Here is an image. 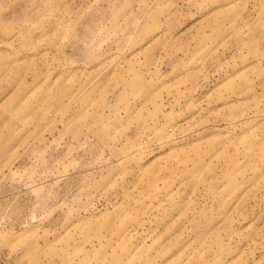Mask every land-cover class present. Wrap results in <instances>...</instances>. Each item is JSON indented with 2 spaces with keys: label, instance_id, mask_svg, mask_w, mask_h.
<instances>
[{
  "label": "rangeland",
  "instance_id": "1",
  "mask_svg": "<svg viewBox=\"0 0 264 264\" xmlns=\"http://www.w3.org/2000/svg\"><path fill=\"white\" fill-rule=\"evenodd\" d=\"M0 264H264V0H0Z\"/></svg>",
  "mask_w": 264,
  "mask_h": 264
}]
</instances>
